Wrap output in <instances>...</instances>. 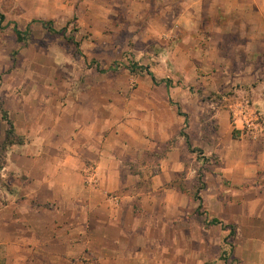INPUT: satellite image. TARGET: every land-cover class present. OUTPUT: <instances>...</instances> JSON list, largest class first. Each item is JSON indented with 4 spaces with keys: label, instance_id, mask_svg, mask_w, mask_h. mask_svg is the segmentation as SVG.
Masks as SVG:
<instances>
[{
    "label": "crops",
    "instance_id": "obj_1",
    "mask_svg": "<svg viewBox=\"0 0 264 264\" xmlns=\"http://www.w3.org/2000/svg\"><path fill=\"white\" fill-rule=\"evenodd\" d=\"M90 4L95 6L96 3ZM103 4L105 12L102 13L101 7L99 13L102 16L110 11L117 14L118 7L123 12L133 14L135 10L146 16V19H137L142 22L140 29L146 32L134 36V43L140 40L149 45L157 38L153 31L172 30L174 27L165 17L169 19L175 6L180 8V18L185 19L187 14L194 17L181 26L182 31L200 30L209 23L218 34L231 30V36L242 41L236 43V47L243 48L247 59L258 56L264 61V0H101L100 5ZM57 6L74 10L70 1ZM203 6L210 9L208 13L204 14ZM187 7H195V11ZM98 12L93 8L90 13L97 17ZM211 14L217 15L218 23ZM104 18L107 29L136 27L133 23H112ZM224 22L226 24L222 25ZM85 28L93 33L90 39L112 45V39H106L104 30H98L93 23ZM226 34L230 37V33ZM211 41L214 46L215 40ZM198 42L200 40L195 38V43ZM222 44L217 49L220 50ZM201 52L202 55L208 53ZM99 69L104 70L101 65ZM97 73L107 72L100 73L97 69ZM204 73L206 77L201 74L199 77L213 79L218 74L235 78L229 71L211 69ZM251 73L252 77L256 74L263 78L252 87L255 109H251L260 116L255 135L250 138L242 132L239 139H234L231 130L222 141L216 131L211 139L213 145L204 142V146L198 148L204 150L206 156L215 154L221 164L208 175L211 183L201 192L202 206L213 219L221 217L232 221L233 211L236 220L251 215L250 201H259L261 216H264V68L259 72L251 70ZM184 74L189 76L187 72ZM147 76H137L139 86L129 95L127 91L128 96L120 81L108 86L101 84V80L106 83L105 76L97 78L95 84L81 89L77 98L66 106H59L58 102L57 115L53 114L50 124L43 119L46 103L42 97L29 103L24 96L18 103H12L15 112L6 107L25 143L9 148L1 169L3 181L10 187L13 181L17 186L4 188L0 195V264H91L92 261L165 264L150 260L151 254L160 248L158 239L168 238L164 230L177 227L186 230L183 226L192 219L200 203L188 198L180 185L175 186L178 179L181 183L180 175L187 172L188 145L181 136L182 131L186 133V119L178 115L177 108L170 102L182 107L181 95L174 89L175 85L156 86ZM11 79L5 84L12 83ZM168 79L170 77L163 80ZM19 82L21 84V80ZM209 84L210 91L214 92L215 81ZM95 92L100 95L97 100L87 96ZM28 109L38 111L32 122L27 117ZM229 113L227 111L226 118L231 124ZM0 120L1 145L8 127L2 117ZM236 127L240 132L241 123ZM200 132L196 136L199 141L203 136ZM173 139H177V146L166 154L160 170L148 177L152 165L149 161H144V165L142 158L153 156L159 143L169 144ZM189 139L193 144L194 140ZM224 183L241 191L227 189L224 198L220 195ZM222 201L228 202L223 204ZM176 222L183 224L177 226ZM160 251L169 252L165 248Z\"/></svg>",
    "mask_w": 264,
    "mask_h": 264
},
{
    "label": "rangeland",
    "instance_id": "obj_2",
    "mask_svg": "<svg viewBox=\"0 0 264 264\" xmlns=\"http://www.w3.org/2000/svg\"><path fill=\"white\" fill-rule=\"evenodd\" d=\"M66 1H70L74 10L57 6L58 4L66 5ZM90 1H95V6H90ZM100 4L101 0H0V107L4 110L6 107L13 108L12 111L14 110L12 103H18V100L24 96L29 103L42 97L43 103H46L42 113L43 119L47 121L46 124H50L53 114L55 117L57 115L55 107L58 102H60L59 106H66L67 102L77 98L81 89L95 84L97 78L105 76L106 83L104 84L101 80V84L108 86L113 81H120L124 87V94L128 96L139 86L140 79L137 76H147L146 72H138L134 74L135 77L131 76L129 67L135 63L141 67H148L160 81L170 77L172 85L176 86L174 89L177 88L183 100L181 109L188 117L185 130L189 138L194 140L192 145L195 148L204 146V142L213 145L214 142L211 139H214L216 131L222 141H225L231 130L236 133V139L240 138L242 132L248 134L250 138L255 135L258 128L254 130L241 127L240 132L237 130L238 124L233 118V109L238 105H247L255 109L252 87H256L263 78L260 79V76L256 74L252 77L250 72L251 70L259 72L263 69L264 61L259 60L258 56L247 59L242 52L243 48L236 47L238 45L236 43L242 41L234 39L231 36L233 35L231 30H224L223 33L218 34L209 23L205 28L200 27V30L193 28L184 32L181 30L182 25L187 24V21L194 17L187 14L185 19L180 18V8L173 6L169 19L165 17L166 22L174 27L172 30L153 31L157 38L149 45L140 40L134 43V36L143 35L146 32L140 29L139 23L141 25L142 22L137 19L138 17L146 19V16L135 10L133 14L123 12L120 7L117 8L119 11L117 14L114 13L113 7H110L113 12L110 11V14L102 16L99 14L100 8H103L102 13H104L105 6ZM93 8L99 11L97 17L90 13ZM188 9L195 11V7H187ZM203 9L204 14L210 10L206 6H203ZM211 16H214V20L217 17L216 14ZM104 17L109 18L112 23H133L138 29L136 27L107 29L105 28L107 24H103ZM37 20L53 21V26L58 33L48 32L40 23H34L31 25L28 40L23 43L18 42L14 32L15 26L25 32L28 25ZM218 21L216 19L217 23ZM89 23H93L98 30H104L105 38L112 39V45H104L101 41L90 39L93 33L85 28ZM225 24V22L222 23V25ZM226 32L230 33V37ZM68 38L74 40L70 41ZM195 38L200 42L203 39L207 42L195 43ZM211 39L215 40L214 46L211 45ZM75 43H78L79 47ZM220 43L223 44L219 46V50L217 48ZM201 44L202 47H200ZM201 50H206L208 53L202 55ZM100 65L107 73H97ZM211 69L229 71V74L234 75L235 78L219 77L218 74L213 79L203 78L207 76L204 72ZM90 70L92 72L86 74ZM194 71L197 72L194 73ZM184 72H187L189 76L186 77ZM200 74L203 77H199ZM9 79L16 84L10 82L6 85L5 82ZM211 81H215L214 92L210 91ZM13 93H16V96ZM10 95L14 97L10 98ZM87 96L97 100L96 98L100 95L95 92L92 95L87 93ZM5 111L9 114V110ZM227 111L230 112L231 124L226 118ZM37 112L28 109L27 117L34 121ZM2 115L0 110V117ZM9 118L13 121L10 115ZM5 124L9 128L7 122ZM199 132L203 135L201 141L196 138ZM176 144L177 140L169 144L159 143L153 156L149 154L148 157L142 158L144 165L147 161L152 165L150 173L147 174L148 177L160 170L166 154L177 146ZM207 149L209 150L210 147L208 146ZM202 152L203 154L193 153L187 148L185 156L187 172L180 175L181 183L178 179L175 184L189 192L188 198L194 199L200 176L207 188L209 182L211 183V180L207 179L208 175L221 166L215 154L206 156L207 153L204 150ZM4 163L5 158L3 165ZM184 178L187 179L185 182ZM13 183L12 181L10 187L4 182L0 170V195H3L4 188L17 186ZM232 188L235 191H241L224 183L220 195L226 198L227 189ZM200 195L202 196V193ZM227 202L222 201L223 204ZM260 205L259 201H250L248 207L251 215L236 220L237 216L233 211L232 221L218 218L222 225H213L214 216L202 206L199 212L192 213V219L183 226L186 230L182 227L173 230L171 228V231L164 230L168 238L165 236L164 241L162 237L158 239L160 248H157L155 254H151L150 260L165 264H264V216H261L263 214ZM225 207L227 206L224 205ZM179 224L183 223L176 222L177 226ZM230 226L234 227L235 235L228 238L231 232ZM161 248L169 252H158ZM223 253H226V259L221 258Z\"/></svg>",
    "mask_w": 264,
    "mask_h": 264
},
{
    "label": "trees",
    "instance_id": "obj_3",
    "mask_svg": "<svg viewBox=\"0 0 264 264\" xmlns=\"http://www.w3.org/2000/svg\"><path fill=\"white\" fill-rule=\"evenodd\" d=\"M35 22H38L40 23L44 29H46L48 32H51V33H58V31L54 28L53 26V21H45V20H40V21H33L31 22L29 25H28V29L27 31L25 32H22L17 26H15L14 28V32L16 34V37L18 39V42L20 43H23L25 42L26 40H28L29 36H30V32H31V25L34 24ZM70 41L74 40L73 38H68ZM76 46L79 47V44L78 43H75ZM98 70L100 73H105L106 71H103V70H100L99 67H98ZM129 71L131 74H137L138 72L140 73H144L146 72V74L148 76L151 77L152 79V82L154 83V85L156 86H160L162 84H165L167 87H170L172 85L171 83V80H161L159 81L156 76L151 72L149 71V68L148 67H141L139 66L138 64H135V63H132L131 66L129 67ZM172 105H174L176 108H177V113L179 116H182L186 119V126L188 124V117L185 113L182 112V109L181 107L179 106V104L173 102L172 100L170 101ZM0 110L2 112V118L5 122H7L9 128L7 129L6 133H5V138L3 140V142L1 143L0 145V170L3 168V161H4V158L6 156V153L7 151L9 150L10 147L14 146V145H23L25 143V138L21 135H19L16 131V127H15V124L13 123V121L9 118V114L7 111H5L2 107H0ZM235 132H233V138L236 139V136H235ZM181 136L182 137H185L186 140H187V145H188V148L191 152L193 153H200V154H203L202 150L201 149H197V148H194L190 142V139L188 137V135L185 133V131H182L181 132ZM177 139H173L172 141H170L171 143L175 142ZM206 189V184L204 183L203 179L201 178V176L199 177L198 179V186L196 187V191H195V194H194V199L196 202H199L200 205H199V208L197 209V211L199 212L202 208V197L200 195V193ZM183 192H186V193H189L185 188H182L181 189ZM212 224L213 225H222V222L219 221L218 219H214L212 221ZM225 227V226H224ZM230 229H231V232L229 234V237L228 238H231L235 235V231L233 230L234 227L233 226H230ZM228 240V239H226ZM222 259H226V253H223ZM91 264H99L98 262H95V261H92Z\"/></svg>",
    "mask_w": 264,
    "mask_h": 264
},
{
    "label": "built area",
    "instance_id": "obj_4",
    "mask_svg": "<svg viewBox=\"0 0 264 264\" xmlns=\"http://www.w3.org/2000/svg\"><path fill=\"white\" fill-rule=\"evenodd\" d=\"M233 118L236 124H238V122L241 123L243 129L253 128L257 130L260 122L259 114L247 105L235 106L233 109Z\"/></svg>",
    "mask_w": 264,
    "mask_h": 264
}]
</instances>
